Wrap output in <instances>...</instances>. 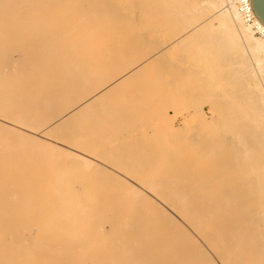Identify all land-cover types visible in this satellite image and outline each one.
<instances>
[{"label":"bare ground","instance_id":"6f19581e","mask_svg":"<svg viewBox=\"0 0 264 264\" xmlns=\"http://www.w3.org/2000/svg\"><path fill=\"white\" fill-rule=\"evenodd\" d=\"M166 16L194 20L120 71L136 20ZM207 24L220 31L203 32V70L181 63L201 81L214 73L217 112L198 133L159 137L150 184L106 174L105 133L125 104L106 97L125 99L146 71L159 83L156 71L178 64L168 53ZM178 66L171 77L187 86ZM0 146V264H264V38L233 0H0Z\"/></svg>","mask_w":264,"mask_h":264},{"label":"rangeland","instance_id":"374dc122","mask_svg":"<svg viewBox=\"0 0 264 264\" xmlns=\"http://www.w3.org/2000/svg\"><path fill=\"white\" fill-rule=\"evenodd\" d=\"M201 15H202V17L205 18V14H201ZM201 15H199L200 19H202ZM185 18L186 17H184V19H183V17H178V18H171L170 17L169 18L166 16L163 18L162 17H158V18L156 17V18H144V19H140V21L136 20L137 21L136 26L134 25L135 27L133 26L132 30H134V31L137 30V32L135 31L134 33L130 34L129 37H127V39L124 38V43L123 42L120 43V45H121L120 48H121L122 53L118 51L119 54H117L114 51L115 56H117L119 59L121 57L120 61H122V59H123V61H125L124 64H126L125 66H127V65L132 66V63H135V61H138L142 57V55L146 54V52L148 51V50H146V52H143V50H144L143 46H145V43L147 44V42H149L148 43L149 45H150V42H151V44L153 43L150 46V49H154L157 46H159L160 43H163L164 40L171 38L172 35H175L178 32L179 33L182 32V30L180 31V29L185 28L184 30H186V26L188 24L185 26L184 22L187 23L189 21L188 23H190V20L193 18H191L190 20H188V18H186V19ZM193 20H191V22ZM139 22H140V24H139ZM158 22H159V25H158ZM172 22H174V23L171 24ZM207 25H206L207 29L205 28V26L202 27L203 29H206V30L200 29L202 34L201 33H198V34H201V35H198V36L193 37L192 39L188 40L186 43L179 46L175 52L174 51L169 52L168 55L170 58L167 55V57L170 60H172V61L176 60L174 63L171 62V63H173L171 66L176 64V62L178 60L177 63L179 64V66H178V64H176L175 67L178 66V68H180V65H181V66H184L185 72H187L189 70L188 71L189 73L187 72L186 74H187V76L189 74L190 80L187 76H186V78L189 81L192 80L191 81L192 83L189 82V84H188V85H190V83H191V86H188V85L186 86V83H188V81L185 79H184L185 80L184 83H182V80H183L182 77L185 76V75H183L184 70L182 71L183 72L182 77L179 76L180 78L176 79V80H179L182 78V80H181L182 85L180 84L178 86L179 82L176 84L174 83V82H176L175 77H174L175 75L174 76L172 75V77L174 78V81H173L172 77H171V73H170L171 71L176 70L175 67L174 68L171 67L172 70L169 69L170 67H168L169 72L165 71L164 70L165 68L163 70H162V68H160L162 70L161 74H160L159 70L156 71V74L160 76V82L159 83H151V81H150V79L152 78L151 73H154L153 70L146 71L145 75L140 76V77H136L135 79L127 81L124 83V90L127 91L128 94L130 92V95L126 94L127 96H125V99H121V96L117 97L116 95H110V96L106 97L105 101L107 103H109L107 105L113 104V106H114V102H116V104L118 106L120 104V102H122V101H124V103H125L121 106V109H120L122 112V116L121 115L118 117L115 116L116 117L115 118V117H113V115H111L110 117L109 116L107 117V118H110L112 121H113V118H115L117 120L116 121L114 119L116 124L118 122L119 125H122L123 121H124L123 123H125V124H123L120 127L118 125V127H117L114 124V122H112L110 120L115 128L113 127V129L111 130V128H110L111 126H110L109 127L110 131H108V129H107V132H106V130H105V132H106L105 133V148L107 147V149H105V173L106 174H111L116 178L118 177L117 179H121V180H124L126 182H128V179L131 178V179L137 181L138 183H140L142 185L150 184V180L147 177H155V176L162 174L161 172H158L156 170L157 167H160L159 164L158 165L156 164L157 163L156 160L158 158L159 159L162 158L161 156L158 157L157 153H159V152L162 153L164 151V150L162 151V149H160V147H161V144H163V142H164V144H166L165 143L166 140L162 138L161 141H163V140H165V141H163L161 143V141H160L161 138L159 139V137L160 136L164 137V135H170V133H171L170 131H172V130H174L175 132H177L179 134H183V135L184 134L188 135V134H192V133L194 134L197 131L198 120L200 118H202V117L208 118L211 116L212 113L217 112V108L211 107V103H209L210 101L209 100L207 101V98H206L207 95L209 96L210 91L212 93L218 92V89L216 90V86H215V85H217V82H218L216 80L217 78L215 79V77H214V79H212V77H211V80H213L215 82L217 81L216 84H212L213 82H211V80L210 81L207 80L208 82H211V87H210V85L207 86L208 83L204 79H206V78L208 79V77H210V75H212L214 73L211 72L212 74H210V75L207 74L206 78H204L202 76V78H204L202 81H201L200 76L203 74H201L198 77L199 72L203 70L202 68H203L204 63L202 61H204L205 58H207L205 56V54L202 55L203 54L202 51L203 50L205 51L204 47L202 46V39L205 38V35L207 36V38L213 36L215 33H216V35H218L219 31H220L219 27H217V28L215 27V26H217L216 24L215 25L207 24ZM209 30H211V31H209ZM203 32L205 33V35H203ZM210 34H211V36H210ZM133 41L135 43H133ZM142 42H143V44H142ZM140 46H142V48ZM138 49H141V50H138ZM205 53L211 54V51H208V52L206 51ZM197 54H198V56H197ZM190 55H193L194 58L192 59ZM231 55H232V53H229V52L225 53L222 57V60H223L222 62L225 64L229 63L228 65H230V63L233 64L234 62L229 61ZM15 56H17V55H15ZM18 56L20 57L21 55L18 54ZM115 56L113 55V57H115ZM183 56H185V58L187 57L186 60L190 59L189 62L194 60V61H192L191 65H189L190 63H187V65L193 67V65H194L193 63L196 62L195 64H197V68H201V66H202V68H201L202 70L197 69V68L193 69L192 67H189L187 65L185 66L186 62H188V61H186L183 58ZM175 57H176V59H175ZM223 58H225V59H223ZM119 59L117 61L115 58L117 63L119 62ZM169 59H168V61H169ZM183 60L186 61V62H183L184 65H182V63H181V61H183ZM211 60H213V59H211ZM123 61L121 62V66H122L121 70L119 68L120 71H125V69H123L125 66L123 67V65H122ZM213 62H214V60H213ZM108 64H109V66L110 65L114 66L115 63L113 62V64H112V61H110L109 63H107V66H108ZM212 64L214 65V63H212ZM198 65H199V67H198ZM115 66L119 67L118 65H115ZM160 66L162 67L163 64H161ZM205 66H208V64ZM111 69H112V67H111ZM182 69H183V67H181V70ZM232 69L235 72V69H236L235 65L232 66ZM116 71L118 72V70H116ZM204 71H203V73H204ZM146 73H148V74H146ZM178 73L177 72L175 73V74H177L176 77H178V75H181V72L179 74ZM194 73L196 75H194ZM192 76H194L195 79L198 78V80L196 81ZM111 77L109 76L106 79L108 80ZM194 80L196 81V83H198V85H200L199 87H198V85H196ZM200 81L201 82L206 81L205 85L207 87L205 89H204L205 85H203L204 87L201 86L204 83H199ZM193 82L195 83V85H193ZM213 85L215 87H213ZM146 86H147V88H146ZM176 86L179 87L180 90L177 88V90L175 89L176 92H174L175 91L174 90L173 93L171 94L173 87L176 88ZM144 87H145V89L148 90L146 95H144L143 93H141L139 95L134 93V91L136 90L135 88H138V89L143 88L144 89ZM187 87H188V89L186 91L185 88H187ZM201 87H202V89H201ZM212 87L214 90L212 89ZM217 87H218V85H217ZM199 88H200V90H199ZM207 88H209L208 91L206 90ZM130 89H132L133 92L129 91ZM169 89H171V90L168 91ZM204 90H205V92H204ZM131 94H132V98L130 97ZM146 97H148V98H146ZM118 102H119V104H118ZM116 104L114 107H116ZM145 104H148V105L146 106ZM121 118L123 121H121ZM107 120L109 121V119H107ZM107 120H106V123L108 125L109 122H107ZM129 121H133V124L131 125V122H129ZM111 122L109 125H112ZM127 122H129L131 126H129V123H128V125H126ZM106 127H108V126H106ZM195 128H196V130H194ZM197 133H198V131H197ZM171 140H170V142L173 143V141H171ZM170 142L167 141V144H170ZM29 144L32 145V143H28V145ZM157 144L158 145L160 144L159 147L157 146ZM31 145L29 146L30 151H32L35 148L34 144H33V146H31ZM21 146H22V143H21ZM23 146H24V144H23ZM14 147H13V149L16 148V147L15 148ZM30 147H32V148H30ZM19 148H21V147H19ZM19 148H16V149H19ZM25 148H24V150H23V148H21L23 150V153L25 150H26V152L29 151V149L27 150L28 146H26ZM42 148H41V151H42ZM165 148L167 149V147H165ZM21 149H20V151H22ZM17 151H19V150H17ZM32 153L31 154L25 153V154H27V155L30 154L32 156L33 155ZM35 153H36V155H37V153L39 155L41 154V152H36V150L34 151V154ZM27 155H25V157H27ZM122 160H123V164L120 163V162H122ZM140 160L141 161H148V162H143L141 164ZM47 161H46V163H47ZM49 162H50V160H49ZM65 162H67V160ZM106 181H108V180H106ZM107 184L112 186L109 181L107 182ZM107 188H108V186H107ZM107 188H105V189H107ZM108 189L110 190V188H108ZM114 189L112 188V190H114ZM115 190H117V189H115ZM25 235L28 236V231H25Z\"/></svg>","mask_w":264,"mask_h":264},{"label":"built area","instance_id":"2783aa9c","mask_svg":"<svg viewBox=\"0 0 264 264\" xmlns=\"http://www.w3.org/2000/svg\"><path fill=\"white\" fill-rule=\"evenodd\" d=\"M236 4L237 10L245 20V22L251 24L254 33L264 38V24L256 19L255 13L252 10L250 0H233Z\"/></svg>","mask_w":264,"mask_h":264},{"label":"water","instance_id":"95a60500","mask_svg":"<svg viewBox=\"0 0 264 264\" xmlns=\"http://www.w3.org/2000/svg\"><path fill=\"white\" fill-rule=\"evenodd\" d=\"M252 10L264 24V0H250Z\"/></svg>","mask_w":264,"mask_h":264}]
</instances>
